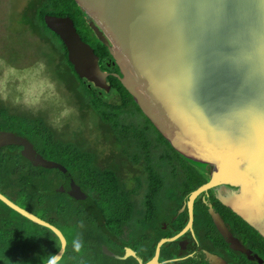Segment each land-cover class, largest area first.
<instances>
[{
  "label": "water",
  "instance_id": "95a60500",
  "mask_svg": "<svg viewBox=\"0 0 264 264\" xmlns=\"http://www.w3.org/2000/svg\"><path fill=\"white\" fill-rule=\"evenodd\" d=\"M74 2L92 23L93 32L119 69L121 85L143 114L179 152L213 169L209 181L189 195L186 228L177 236L160 240L153 258L144 263L133 249L108 231L103 214L65 167L44 159L25 137L14 132L0 131V148L20 146L21 155L34 167L61 171L64 181L51 193H65L76 199L95 218L101 231L122 248L124 258L138 264H159L161 247L192 227L195 199L219 186L237 190L228 204L264 237V119L260 116L264 110V0ZM44 23L64 44L68 61L79 78L108 90L99 58L81 39L73 20L46 15ZM98 76L101 84L95 80ZM253 105L256 115L250 145L225 157L214 147V121L208 120L209 114L231 123L243 120ZM0 201L59 238V252L45 264L58 263L67 245L61 231L2 193ZM206 207L230 249L264 264L232 235L210 203ZM103 252L117 258L106 246ZM191 259L227 264L207 251H198Z\"/></svg>",
  "mask_w": 264,
  "mask_h": 264
},
{
  "label": "trees",
  "instance_id": "16d2710c",
  "mask_svg": "<svg viewBox=\"0 0 264 264\" xmlns=\"http://www.w3.org/2000/svg\"><path fill=\"white\" fill-rule=\"evenodd\" d=\"M34 7L35 29L58 56V78L98 116L102 141L92 142L78 132L68 137L66 131L50 123L46 114H36L22 106L15 110L3 100L0 131L25 137L44 159L65 167L103 214L108 231L147 262L157 243L174 236L185 224L181 219L162 231L157 224L162 212L165 219L173 217L191 192L207 182L206 176L195 161L179 152L156 129L120 81L111 78L112 92L100 93L74 72L64 44L46 27L44 16L71 18L81 39L93 41L95 54L110 57L106 46L93 36L85 14L74 0H35ZM21 150L15 145L0 148V193L61 231L67 245L56 264H138L124 258L122 248L101 231L95 218L76 199L65 193H51L64 181L61 171L34 167ZM202 207L197 202L195 232L211 235L207 212ZM230 221L243 243L264 260V237L240 217ZM0 227V264H45L61 248L59 238L50 229L31 222L2 201ZM215 232V245L227 251L233 264H258L230 250ZM103 246L117 258L106 255ZM178 248V241L165 243L159 264H208L188 256L179 258L174 252Z\"/></svg>",
  "mask_w": 264,
  "mask_h": 264
},
{
  "label": "rangeland",
  "instance_id": "374dc122",
  "mask_svg": "<svg viewBox=\"0 0 264 264\" xmlns=\"http://www.w3.org/2000/svg\"><path fill=\"white\" fill-rule=\"evenodd\" d=\"M34 5L35 0H0V100L15 110L46 114L68 137L78 132L102 141L98 116L58 78V56L35 29Z\"/></svg>",
  "mask_w": 264,
  "mask_h": 264
},
{
  "label": "flooded vegetation",
  "instance_id": "af4514ba",
  "mask_svg": "<svg viewBox=\"0 0 264 264\" xmlns=\"http://www.w3.org/2000/svg\"><path fill=\"white\" fill-rule=\"evenodd\" d=\"M87 25L92 28V32H93V25L92 23L87 19L86 20ZM93 36L98 40L96 34L93 32ZM92 47V46H91ZM93 48V47H92ZM94 52L95 49L93 48ZM110 54V53H109ZM97 55V54H96ZM106 54H103V57L101 58L100 55H97V57L99 58V66L101 71L103 72V75L106 78V85L108 86V90H106L105 88L102 87H98L95 86L94 83L87 81L86 79H84L87 83H89L90 85L94 86L95 88H97L99 90L100 93H108L110 94L112 92V82L114 83V81L111 80V78L118 80L119 78L117 75H120L119 69L117 67V65L115 64V61L113 60L112 56L110 55V57L105 56ZM102 56V55H101ZM103 65L106 67L105 69L103 68ZM95 80L97 81L98 84H101V76H98L95 78ZM113 96H114V92H113ZM194 161V160H193ZM196 162V161H195ZM198 165L197 167L199 168V170H201L207 179V182L209 181L210 177H211V173L213 171L212 167L201 163V162H196ZM202 165V166H200ZM206 182V183H207ZM236 192L237 190L231 187H226V186H219V187H215L212 189H209L208 191L201 193L198 198L195 199V202L193 203V224L192 227L190 229H188L184 234H182L180 237H178L175 241H178L179 243V248L178 250H174L175 255L178 256L179 258L181 257H186L188 256L189 258H191L196 252H200V251H207L209 253L218 255L220 258H223V260L227 263V264H233L229 258H227V251L223 250L221 247H217L215 245L216 241H213V237H214V232L215 230L218 232V234L221 236V234L219 233V231L217 230L215 224L212 221V216L209 213V211L207 210V204L210 203L213 208L216 210V212L221 216L222 220L224 221V223L226 224V226L229 228V230L231 231L232 235L248 250L252 251L254 254H256L259 258H261L251 247H248L247 245H245L242 241V238L240 236H238V233L234 230V226L232 224V222L230 220H237V217H240L242 220H244L229 204L228 201L232 200L235 196H236ZM189 198V197H188ZM188 199L187 202H184L180 205V207L178 208L177 212L174 214L173 217L169 218V219H165L164 218V214L162 212L161 217L162 220H160L157 224L159 226V228L162 231H167L171 228V226L176 223V221H180L181 219H183L185 221L184 227L182 230H184L189 222V208H188ZM197 202L200 203L201 206H203L202 208L205 209V211L207 212V220L209 222V231L212 232V234L210 235L209 233L204 234L205 232H201L199 231V234H197L195 232V228L194 225L196 223L197 217L196 215V204ZM245 221V220H244ZM246 222V221H245ZM212 223V225H211ZM247 223V222H246ZM248 224V223H247ZM251 228H253L250 224H248ZM214 226V228H213ZM254 229V228H253ZM148 230V229H147ZM182 230H180L179 232H176L174 236H177ZM255 230V229H254ZM150 231V229L148 230ZM258 234H260L257 230H255ZM216 233V232H215ZM206 235V236H204ZM261 235V234H260ZM171 236V237H174ZM216 236V235H215ZM262 236V235H261ZM169 237V238H171ZM222 237V236H221ZM165 239V238H163ZM222 239L224 240V238L222 237ZM162 240V239H161ZM173 241V242H175ZM225 242V240H224ZM226 243V242H225ZM227 245V244H226ZM131 249H133L132 247H130ZM156 249V248H155ZM230 249V248H229ZM134 250V249H133ZM232 250V249H230ZM135 251V250H134ZM136 252V251H135ZM161 252V250H160ZM235 252V251H234ZM155 253V252H154ZM239 253V252H236ZM241 256L245 257L244 255H242L241 253H239ZM139 256V255H138ZM154 256V255H153ZM140 257V256H139ZM153 258V257H152ZM151 258V259H152ZM175 258V257H174ZM141 259V257H140ZM150 259V260H151ZM247 260L252 261V262H256L254 260H250L246 257ZM262 259V258H261ZM142 260V259H141ZM160 260V258H159ZM143 261V260H142ZM161 261V260H160ZM159 261V262H160ZM264 261V260H263ZM148 262V261H147ZM145 263V262H144Z\"/></svg>",
  "mask_w": 264,
  "mask_h": 264
},
{
  "label": "snow or ice",
  "instance_id": "6c2138e0",
  "mask_svg": "<svg viewBox=\"0 0 264 264\" xmlns=\"http://www.w3.org/2000/svg\"><path fill=\"white\" fill-rule=\"evenodd\" d=\"M256 115L255 106H250L243 120L227 123L209 114L208 120L212 123L213 143L221 154L230 157L237 150L244 149L251 143L253 134V122ZM261 119H264V110L260 112Z\"/></svg>",
  "mask_w": 264,
  "mask_h": 264
},
{
  "label": "clouds",
  "instance_id": "9594fccd",
  "mask_svg": "<svg viewBox=\"0 0 264 264\" xmlns=\"http://www.w3.org/2000/svg\"><path fill=\"white\" fill-rule=\"evenodd\" d=\"M64 113H62V115H63ZM168 243V242H167ZM80 247V245H79V243H77L76 245H75V248L76 249H78ZM159 258H160V256H159ZM160 263V262H159Z\"/></svg>",
  "mask_w": 264,
  "mask_h": 264
}]
</instances>
